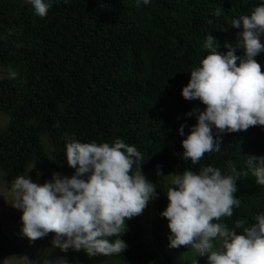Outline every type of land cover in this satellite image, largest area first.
<instances>
[{
	"label": "trees",
	"instance_id": "16d2710c",
	"mask_svg": "<svg viewBox=\"0 0 264 264\" xmlns=\"http://www.w3.org/2000/svg\"><path fill=\"white\" fill-rule=\"evenodd\" d=\"M260 4L264 0H150L148 5L142 0H56L39 17L26 0H0V67L15 73V78L0 79V113L7 119L0 130L4 187L33 163L38 183L50 170L71 176L74 169L64 161L69 140L111 144L120 139L141 152L142 172L156 187L148 203L149 240L140 216L133 217L119 237L126 250L100 257L119 264H175L173 255L188 248L168 247L166 218L160 215L168 203L167 175L198 172L202 166L226 173L228 161L246 170L247 156L264 155V126L224 134L220 151L205 154L196 165L181 155V141L196 123L195 115L186 113L204 108L185 100L181 89L208 54L206 36L226 52L225 43L240 31L230 27L231 20ZM255 59L264 70V52ZM181 124L184 136L178 134ZM157 166L163 177L156 175ZM236 186L240 206L218 221L230 229L238 220L247 226L264 214V186L250 173ZM9 247L7 239H0V252Z\"/></svg>",
	"mask_w": 264,
	"mask_h": 264
},
{
	"label": "clouds",
	"instance_id": "9594fccd",
	"mask_svg": "<svg viewBox=\"0 0 264 264\" xmlns=\"http://www.w3.org/2000/svg\"><path fill=\"white\" fill-rule=\"evenodd\" d=\"M55 2L26 0L39 17H45ZM142 3L148 5L150 0ZM214 15L220 16L219 9ZM230 27L240 31L234 41L225 43L224 53L218 51L211 35L206 36L208 54L191 70L181 89L185 100L204 105L203 110L186 113L195 115L196 123L181 141V155L193 165L205 154L219 152L224 134L264 126V70L255 59L264 52V4L255 6L249 15L233 18ZM241 49L243 54L237 55ZM9 78H15V73ZM184 127L181 124L178 129L181 136ZM247 157L246 170L238 171L228 161L226 173L202 166L198 172L186 169L167 175L168 203L160 215L167 220L169 248H190L206 257L207 264H264V214L247 226L238 220L232 229L218 222L240 206L235 195L238 178L250 173L257 185L264 186V155ZM64 161L74 169L71 176L54 172L51 180L38 183L27 173L3 188L6 203L21 213L22 235L35 241L52 234V247L65 253L83 251L90 258L122 254L128 247L119 238L126 231V220L141 215L156 195L155 184L142 172L144 156L120 139L111 144L69 140ZM35 165L30 164L28 172ZM156 175L164 176L159 166ZM0 184L7 185V181L0 180ZM13 262L35 264L27 256L9 257L4 264Z\"/></svg>",
	"mask_w": 264,
	"mask_h": 264
},
{
	"label": "rangeland",
	"instance_id": "374dc122",
	"mask_svg": "<svg viewBox=\"0 0 264 264\" xmlns=\"http://www.w3.org/2000/svg\"><path fill=\"white\" fill-rule=\"evenodd\" d=\"M11 73L14 72L10 68L0 67V79L10 77ZM6 120V115L0 113V130L4 127ZM28 171L29 168L25 170L23 175L28 173V176L34 182H38V175L36 171L34 169L30 172ZM54 172H59L66 176V171L50 170L48 171L47 177L43 183L45 181L51 180L52 174ZM144 175L149 181H151L149 174L144 173ZM0 180H2L1 173ZM3 188L4 185L0 184V239H7L10 242V247L0 252V264H4V261L8 260L9 257L20 256H27V258L30 261L35 262V264H44L45 261H47L48 264H64L63 260H65L67 264H119L116 261L108 260L100 256L90 258L83 251L73 252L72 250H69L67 253L62 252L59 248L52 247V234H49L43 239L29 241L21 233V213L6 203L7 201L3 195ZM139 216L144 230L145 240H149L148 224L152 218L151 207L149 204L145 208L144 212ZM165 233L167 239L169 235L167 220L165 221ZM195 260L197 261V264H207L206 257L199 256L194 250L190 248L173 255V262L175 264L180 262H185V264H194Z\"/></svg>",
	"mask_w": 264,
	"mask_h": 264
}]
</instances>
